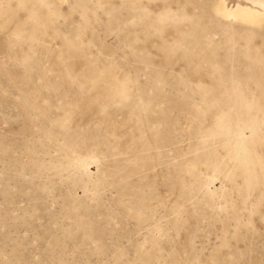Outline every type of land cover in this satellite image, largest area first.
<instances>
[{"label": "rangeland", "instance_id": "obj_1", "mask_svg": "<svg viewBox=\"0 0 264 264\" xmlns=\"http://www.w3.org/2000/svg\"><path fill=\"white\" fill-rule=\"evenodd\" d=\"M216 2L0 0V264H264V26Z\"/></svg>", "mask_w": 264, "mask_h": 264}, {"label": "bare ground", "instance_id": "obj_2", "mask_svg": "<svg viewBox=\"0 0 264 264\" xmlns=\"http://www.w3.org/2000/svg\"><path fill=\"white\" fill-rule=\"evenodd\" d=\"M214 11L226 22L239 27L264 26V0H237L232 8L227 6V0H217Z\"/></svg>", "mask_w": 264, "mask_h": 264}]
</instances>
